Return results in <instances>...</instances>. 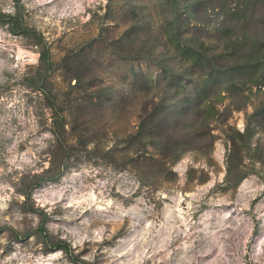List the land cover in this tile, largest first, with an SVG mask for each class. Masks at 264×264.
Here are the masks:
<instances>
[{
	"label": "rangeland",
	"instance_id": "374dc122",
	"mask_svg": "<svg viewBox=\"0 0 264 264\" xmlns=\"http://www.w3.org/2000/svg\"><path fill=\"white\" fill-rule=\"evenodd\" d=\"M263 42L264 0H0V264H264Z\"/></svg>",
	"mask_w": 264,
	"mask_h": 264
},
{
	"label": "trees",
	"instance_id": "16d2710c",
	"mask_svg": "<svg viewBox=\"0 0 264 264\" xmlns=\"http://www.w3.org/2000/svg\"><path fill=\"white\" fill-rule=\"evenodd\" d=\"M192 2V1H189ZM200 1H197L196 4V8L200 5ZM236 7H240L239 4H237L235 6ZM174 20V19H173ZM27 29H22L21 31H19V33L23 34L24 36H28L29 37V33H27ZM244 33V32H242ZM32 35V34H31ZM36 35V33H33V42L35 43V45L40 46L39 52H38V66H37V73H36V78L39 80L38 81V85L36 86L37 90H40L43 95L45 96V98H47V102L49 104V106L53 107L54 109H59L62 110V106H58L57 104H54V100H55V95L51 94V90L47 88V80L49 78V76L57 69H61L62 73L64 74V77L66 79H68V84L70 86L71 89H75L80 87L82 84V73L80 72V68L79 69H73V65H70V62L75 59V58H79L80 63H84L85 62V55L83 52H78L76 54L73 55H69V56H65L61 62L56 63L51 59L50 56V52H49V48L46 45L45 42L42 41V37L41 36H37V38H34V36ZM248 36H246V34H243V36H237V41L235 43H237V45L241 44V42L245 41L246 38ZM261 48L264 49V42L261 45ZM236 50H239L236 49ZM234 53L236 54V52L234 51ZM233 53V54H234ZM121 58H124V56L119 55ZM251 59H254V57H251ZM258 61V60H257ZM246 65H249V62H247ZM239 68H244L245 66H238ZM247 67H251V65L247 66ZM254 67V66H253ZM216 72H211L210 76L215 75ZM207 79V78H206ZM72 82H74L73 85H70ZM178 109V107H177ZM163 114H160V118L159 121L162 122L163 120ZM63 117L61 116V119L57 118V122H59L57 125L61 128L62 133H66V131L64 130V124H63ZM76 131V128L73 127L72 125L69 126V133H74ZM55 133V132H54ZM234 137H237L238 139H241L242 141L245 142V140H247V138H249V135L246 133H239L237 131H235L234 133ZM67 142V138H65V140L63 139L62 143L58 144L63 150L67 149L68 145L66 144ZM64 144V145H63ZM246 148L247 150H249V146L246 143ZM53 164L47 168L45 171H43L40 174H34L31 177L30 180V185L36 186L44 181H46L47 179H55L58 175H60V173L62 172V167L63 164L61 162H59L57 165L54 164V162H52ZM21 193L24 196H28V192H23L21 191Z\"/></svg>",
	"mask_w": 264,
	"mask_h": 264
}]
</instances>
